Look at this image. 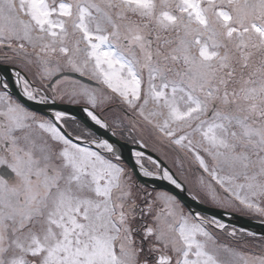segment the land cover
Wrapping results in <instances>:
<instances>
[{
	"label": "snow or ice",
	"instance_id": "1",
	"mask_svg": "<svg viewBox=\"0 0 264 264\" xmlns=\"http://www.w3.org/2000/svg\"><path fill=\"white\" fill-rule=\"evenodd\" d=\"M0 264H264V0H0Z\"/></svg>",
	"mask_w": 264,
	"mask_h": 264
}]
</instances>
